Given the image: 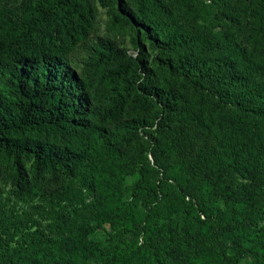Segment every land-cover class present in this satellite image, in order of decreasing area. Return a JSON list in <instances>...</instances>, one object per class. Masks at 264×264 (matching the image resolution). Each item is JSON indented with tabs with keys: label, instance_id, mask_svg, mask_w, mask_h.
Here are the masks:
<instances>
[{
	"label": "trees",
	"instance_id": "trees-1",
	"mask_svg": "<svg viewBox=\"0 0 264 264\" xmlns=\"http://www.w3.org/2000/svg\"><path fill=\"white\" fill-rule=\"evenodd\" d=\"M167 1L135 0L132 10L99 0L111 6L114 26L124 21L136 32L137 56L110 40L93 50L115 63L102 75L112 94L98 125L87 112L88 87L68 64L94 28L90 1L0 11V155L18 182L28 161L67 177L51 197L57 226L33 229L18 213L1 224L0 264H264V41L237 40L229 29L237 16L225 3L186 9L221 27L209 34L183 26ZM255 12L264 33V0ZM140 41L156 49L150 63ZM124 112L142 116L112 129ZM135 171L140 202L120 190ZM234 174L252 182L231 186ZM87 195L97 197L92 218L110 227L106 244L66 219Z\"/></svg>",
	"mask_w": 264,
	"mask_h": 264
},
{
	"label": "rangeland",
	"instance_id": "rangeland-1",
	"mask_svg": "<svg viewBox=\"0 0 264 264\" xmlns=\"http://www.w3.org/2000/svg\"><path fill=\"white\" fill-rule=\"evenodd\" d=\"M45 0H0V11L8 10L16 15L30 10L31 5H36ZM90 4L95 8V22L94 28L89 37L83 42L79 43L71 52L68 64L70 70L74 75L82 79L88 87L90 102L86 108L89 114L90 121L98 125L100 119L97 116L99 111H102L104 106L108 103V97L112 91L109 89L106 78H102L103 73H108L115 63L109 60H100L94 54V49H100L102 42L110 40L114 45V50L117 52H125L129 57L135 58L137 56V49L133 46V41L136 32L123 21L114 26L111 16V6L102 5L99 0H89ZM201 0H172L168 2L169 9L175 18L185 27H192L193 29L213 33L219 30L220 26H208L200 20H194L193 16L186 11L189 7L198 5ZM205 1V0H204ZM210 0H207L209 2ZM219 3H225L229 8V12L237 16V21L229 24V29L233 36L240 42L249 36L258 44L264 41V37L258 32L256 22V0H216ZM126 9L134 10L136 8L135 0H117ZM113 3V9L117 5ZM44 21L33 32V37L40 34L43 29ZM254 33L258 35L254 37ZM144 48L141 54V60L150 63L156 49L142 42ZM23 45L21 48H23ZM249 48V44L247 46ZM4 78V77H3ZM2 78V80H4ZM130 116H139L142 114H128L124 112L119 120L111 121L110 127L115 130H120L119 125ZM25 180L16 181L13 175L12 163L4 155H0V241L3 238V231L1 224L5 223L9 215L18 213L31 217L33 221L28 220V224L33 229H43L44 231L52 229L56 225L51 215L52 193L60 189L67 182V177L61 169H44L34 170L31 168V163L26 162ZM140 174L135 171L127 174L122 180L120 190L123 197L140 202L145 194V190L138 186ZM227 182L231 186H242L252 182L250 178H244L238 174L228 177ZM97 197L92 195L85 196L84 202L76 206V213L66 216L69 219V224L74 222L75 225L80 222L85 223L88 230V238L93 241H101L106 244L110 227L108 224H97L92 218V213L95 211ZM67 215V214H66ZM182 212L176 213V221L181 223ZM8 224L10 220L8 219ZM5 225V224H4ZM241 264H251L249 259H242Z\"/></svg>",
	"mask_w": 264,
	"mask_h": 264
}]
</instances>
